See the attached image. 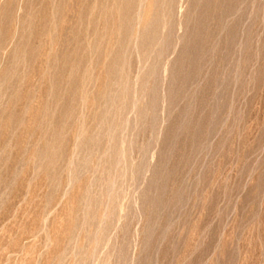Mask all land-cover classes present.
Masks as SVG:
<instances>
[{
	"label": "rangeland",
	"instance_id": "obj_1",
	"mask_svg": "<svg viewBox=\"0 0 264 264\" xmlns=\"http://www.w3.org/2000/svg\"><path fill=\"white\" fill-rule=\"evenodd\" d=\"M0 264H264V0H0Z\"/></svg>",
	"mask_w": 264,
	"mask_h": 264
}]
</instances>
